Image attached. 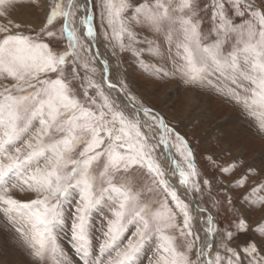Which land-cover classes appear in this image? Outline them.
I'll list each match as a JSON object with an SVG mask.
<instances>
[{
  "label": "snow or ice",
  "instance_id": "obj_1",
  "mask_svg": "<svg viewBox=\"0 0 264 264\" xmlns=\"http://www.w3.org/2000/svg\"><path fill=\"white\" fill-rule=\"evenodd\" d=\"M15 3L0 0V16H6ZM99 7L102 21L106 19L111 29V37L104 32L105 39H115L114 47L124 50L139 43L132 30L136 24L163 34L179 54L176 74L197 86H211L213 80L219 83L220 78H226L234 85L233 96L236 89L246 93L242 98L246 110L261 111L260 127L264 129V0H210L203 5L201 0H143L127 20V0H100ZM74 9L83 13L79 20ZM201 13L210 21L207 32L202 29ZM61 20L63 40L55 30V22ZM77 24L84 29L82 35ZM13 27L19 29L20 25L11 20L0 24V78L10 81L0 87V213L16 226L37 264H70L55 234L56 227L69 218L78 264H136L142 248L152 240L158 241L155 264H264V244L255 239L261 229L250 228L245 219L248 197L242 198L239 209L233 206L231 196L226 198L224 210L232 213L233 220L225 229L212 214L216 210L219 215L221 201L209 195L205 203L210 202V208L197 204L195 211L201 215L196 223L206 225L201 242L194 230L192 205L166 178L154 156L158 145L149 143L141 127H159L158 143L186 193L210 192L211 181L204 179L201 187L187 140L169 127L163 116L138 104L126 82L114 84L109 79L108 61L96 48L93 0H83L79 6L75 0H68L66 6L56 3L34 35L13 32ZM148 46L147 52L138 53V59L143 55L160 57L158 45L149 41ZM79 49L93 52V59L101 62L104 85L93 79L96 68L81 59ZM141 67H145L143 61ZM74 81L80 82L79 93ZM105 85L109 91L123 93L135 111L133 118L106 93ZM172 148L186 162V169L175 159ZM221 171L227 173L229 168ZM246 179L243 176L230 187H240ZM74 190H78L79 199L66 215L64 201ZM16 191L33 193L35 198L19 199ZM144 192L160 198H145ZM260 193H264V184L251 189L250 195L256 196L253 204L264 203ZM105 205L111 218L105 221L96 254L91 221L96 210ZM177 217L182 218L179 223ZM249 231L252 237L238 239ZM218 232L222 240L213 255ZM233 240L237 242L229 246ZM113 252L115 256L105 260Z\"/></svg>",
  "mask_w": 264,
  "mask_h": 264
},
{
  "label": "rangeland",
  "instance_id": "obj_2",
  "mask_svg": "<svg viewBox=\"0 0 264 264\" xmlns=\"http://www.w3.org/2000/svg\"><path fill=\"white\" fill-rule=\"evenodd\" d=\"M58 2L66 6L68 0H16L15 6L9 10L8 14L0 16V24L7 25L8 21L11 20L13 25H20L19 29L13 27V32L20 31L27 35H34L39 33L52 6ZM82 2V0H75L77 6ZM142 2L143 0H127L130 9L124 13V18L127 20L131 17L135 7ZM174 2H178V0H174ZM208 2L210 0H201L202 5ZM99 3L100 0H93L97 31L96 40L110 66L111 81L116 84H119L120 81L126 82L127 90L137 98L138 104L158 110L164 116L167 125L175 128L187 140L193 151L196 168L200 173L201 187H204V179L211 181L210 192L205 190L203 195L199 193H194V195L202 207H211L210 202L205 203V201H208L209 195L221 201L219 215H217L216 210H212V214L219 222V227L221 229L229 228L233 220L232 213H227L224 210L226 198L231 196L233 206L239 209L242 198L248 197V202L244 205L246 222L250 228L258 226L261 229L255 239L259 244H264V203L253 204L252 201L256 199V196L250 195L253 187L264 184V129L260 127L262 123L261 111L259 109L246 110L242 103V98L246 93L236 89L237 95L233 96L234 85L226 78H220L219 83L213 80L211 86L208 84L197 86L186 83L175 73L179 55L175 46L173 45L170 48L163 34L156 33L143 24L132 26L139 43H134L130 48L124 50H121L118 46L114 47L116 44L115 39H105L104 32L107 31L111 37V29L108 27L106 19L103 21L101 19ZM74 10L76 11V19L79 20L81 11ZM201 17L202 29L207 32L210 26L208 15L201 13ZM55 23L58 38L63 40L64 38L60 36L62 20ZM76 27L80 34L81 26L77 24ZM44 39L47 40L46 37ZM149 41H152L154 46L158 45L160 47V57L143 55L138 59V53L147 52ZM86 42L87 40L84 41L85 44ZM125 43H129L127 37H125ZM113 52L116 53L115 56L112 54ZM78 55L82 60L89 62L90 68H96L93 79L104 85L103 67L98 64L97 60L93 59V53L85 49H79ZM141 61L145 64L143 68L141 67ZM148 65H151V67H148ZM83 75L84 72L81 70V76ZM68 78H71L70 68L68 69ZM9 82L0 78V87ZM73 87L78 93L80 92L79 81H74ZM105 91L124 109L126 116L130 119L135 116L133 108L123 103L116 91H109L106 85ZM91 94L94 95V92ZM139 115L141 121H143L145 119L143 113L141 112ZM140 130L149 137V143L158 145L155 148L154 156L165 169L166 178H169L170 169L172 171V161L170 160L167 168L162 153L164 147L158 143L159 127L152 125L149 130L142 126ZM172 143H174V138L170 139V144ZM171 151L175 159L180 160L181 166L186 169V162L175 151V148H172ZM225 167L229 168L227 173L221 171ZM171 173L172 178L180 185L178 174H174L173 171ZM137 175H140L139 170H137ZM243 176H246L247 179L242 186L230 187ZM136 187H139L138 183ZM178 192L182 198L186 197L192 205V215L195 218L193 221L195 224L194 230H199L198 234L201 237V242H203L205 232L202 227L200 231L199 225L196 223L198 216L193 206V200L183 191L178 190ZM260 194L264 195V193ZM15 195L22 200L35 198L33 193L16 191ZM143 196L149 199L160 198L147 192H144ZM78 199V190H74L71 196L65 199L64 209L66 215ZM109 218H111V212L108 205H105L103 209H97L92 216L91 236L94 238L93 243L96 254H99L98 244L103 239L102 231L106 227V219ZM181 219L177 217V222L179 223ZM15 227L3 213H0V264H37L28 249L22 244ZM132 231H135V229L133 228ZM55 234L70 264H78L79 256L74 251L70 241V218L68 222L56 227ZM130 236L131 232H128L127 237ZM252 236L253 233L249 231L247 236L238 237V239H248ZM221 240L222 236L218 232L214 237L213 255ZM236 242V240H233L229 246H233ZM124 243H127V238H125ZM177 243H181L179 237ZM157 246L158 241L156 240L146 243L136 259V264H155L159 255ZM220 251L221 255H224L223 250L220 249ZM114 256L115 252L111 256H106L105 260ZM190 256L193 260L195 259L194 252Z\"/></svg>",
  "mask_w": 264,
  "mask_h": 264
},
{
  "label": "bare ground",
  "instance_id": "obj_3",
  "mask_svg": "<svg viewBox=\"0 0 264 264\" xmlns=\"http://www.w3.org/2000/svg\"><path fill=\"white\" fill-rule=\"evenodd\" d=\"M83 1V0H82ZM83 3V2H82ZM83 15V13L81 12V14H80V17ZM81 26V25H80ZM83 31H84V29H83V27L81 26V30H80V34L82 35L83 34ZM87 43H89L88 41L86 42V44ZM94 51V50H93ZM97 62H98V64H100L101 65V62L99 61V60H97ZM102 66V65H101ZM103 67V66H102ZM104 75V74H103ZM110 75H111V73H110ZM113 82V81H112ZM118 94H119V96L121 97V99H122V101H123V103H125L127 106H129V104H127L126 103V97L123 95V93H121L120 91H116ZM130 107V106H129ZM132 108V107H131ZM236 149H238V148H236ZM240 150V149H239ZM163 156H164V159H165V164H166V167L168 168L169 167V162H170V160L167 158V156L164 154V149H163ZM169 160V161H168ZM172 171H171V169H170V177H169V179L171 180V182L173 183V184H175L176 186H177V190H181V191H183L184 192V188L181 186V185H178L177 183H176V181L174 180V178H172V173H171ZM185 193V192H184ZM186 194H188V193H186ZM191 198V197H190ZM196 200H197V198H196ZM198 201V200H197ZM197 204H199V201L197 202ZM200 205V204H199ZM193 206H194V209H195V207H196V205L194 204V202H193ZM202 207V206H201ZM197 213V216H198V219L200 218V213H198V212H196ZM206 219V218H205ZM199 225V224H198ZM201 227H202V229H204L205 227H206V225H199L198 226V228L200 229V231H201ZM199 231V230H198Z\"/></svg>",
  "mask_w": 264,
  "mask_h": 264
},
{
  "label": "water",
  "instance_id": "obj_4",
  "mask_svg": "<svg viewBox=\"0 0 264 264\" xmlns=\"http://www.w3.org/2000/svg\"><path fill=\"white\" fill-rule=\"evenodd\" d=\"M94 26H95V17H94ZM95 35H96V39H97V31H96V26H95ZM97 41V40H96ZM96 48H98L99 49V51H100V53H101V57L104 59V60H106V58H105V56H104V54L102 53V51L100 50V47H98V44L96 43ZM93 53V52H92ZM102 65V64H101ZM109 65V64H108ZM103 66V65H102ZM109 68H110V66H109ZM110 73H111V70H110ZM109 79L111 80V75L109 74ZM112 82V81H111ZM112 83H114V82H112ZM114 84H116V83H114ZM114 91H119V89H116V90H114ZM130 105V104H129ZM131 107H132V105H130ZM152 109V108H151ZM157 114H159L160 116H163L158 110H156V109H153ZM164 117V116H163ZM165 119V118H164ZM165 123L167 124V122H166V120H165ZM172 150V149H171ZM185 192V191H184ZM186 193V192H185ZM188 193V195L191 197V199L193 200V202H194V204L195 205H197V200H196V197H195V195H194V193L193 192H187Z\"/></svg>",
  "mask_w": 264,
  "mask_h": 264
}]
</instances>
